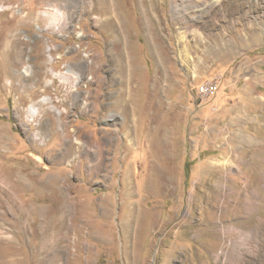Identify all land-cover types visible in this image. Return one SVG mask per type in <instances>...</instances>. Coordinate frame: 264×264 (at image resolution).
Segmentation results:
<instances>
[{
    "label": "rangeland",
    "instance_id": "374dc122",
    "mask_svg": "<svg viewBox=\"0 0 264 264\" xmlns=\"http://www.w3.org/2000/svg\"><path fill=\"white\" fill-rule=\"evenodd\" d=\"M0 264H264V0H0Z\"/></svg>",
    "mask_w": 264,
    "mask_h": 264
},
{
    "label": "built area",
    "instance_id": "2783aa9c",
    "mask_svg": "<svg viewBox=\"0 0 264 264\" xmlns=\"http://www.w3.org/2000/svg\"><path fill=\"white\" fill-rule=\"evenodd\" d=\"M220 88V80L213 79L209 84H201L198 88V95L200 98L204 100L213 99L219 91Z\"/></svg>",
    "mask_w": 264,
    "mask_h": 264
},
{
    "label": "bare ground",
    "instance_id": "6f19581e",
    "mask_svg": "<svg viewBox=\"0 0 264 264\" xmlns=\"http://www.w3.org/2000/svg\"><path fill=\"white\" fill-rule=\"evenodd\" d=\"M212 81H209L208 83L206 82L205 84H209V83H211ZM133 209V208H132ZM135 209V208H134ZM133 211V210H132Z\"/></svg>",
    "mask_w": 264,
    "mask_h": 264
},
{
    "label": "trees",
    "instance_id": "16d2710c",
    "mask_svg": "<svg viewBox=\"0 0 264 264\" xmlns=\"http://www.w3.org/2000/svg\"><path fill=\"white\" fill-rule=\"evenodd\" d=\"M187 175H189V171L187 170Z\"/></svg>",
    "mask_w": 264,
    "mask_h": 264
}]
</instances>
